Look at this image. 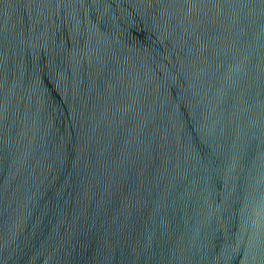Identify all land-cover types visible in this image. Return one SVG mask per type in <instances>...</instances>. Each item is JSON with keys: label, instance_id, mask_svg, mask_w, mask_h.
<instances>
[{"label": "water", "instance_id": "95a60500", "mask_svg": "<svg viewBox=\"0 0 264 264\" xmlns=\"http://www.w3.org/2000/svg\"><path fill=\"white\" fill-rule=\"evenodd\" d=\"M0 264H264V0H0Z\"/></svg>", "mask_w": 264, "mask_h": 264}]
</instances>
